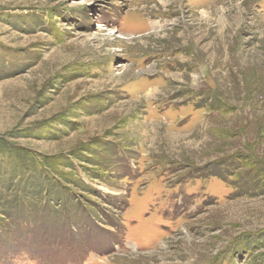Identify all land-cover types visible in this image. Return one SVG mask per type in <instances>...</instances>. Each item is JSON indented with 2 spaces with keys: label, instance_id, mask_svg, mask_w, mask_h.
Instances as JSON below:
<instances>
[{
  "label": "rangeland",
  "instance_id": "1",
  "mask_svg": "<svg viewBox=\"0 0 264 264\" xmlns=\"http://www.w3.org/2000/svg\"><path fill=\"white\" fill-rule=\"evenodd\" d=\"M72 2L0 0V264H264V0Z\"/></svg>",
  "mask_w": 264,
  "mask_h": 264
},
{
  "label": "bare ground",
  "instance_id": "2",
  "mask_svg": "<svg viewBox=\"0 0 264 264\" xmlns=\"http://www.w3.org/2000/svg\"><path fill=\"white\" fill-rule=\"evenodd\" d=\"M72 1H74V2H72L71 4H70V6L71 7H77V5H80V3L81 2H78V0H72ZM145 89V88H144ZM136 92V91H135ZM140 92V91H139Z\"/></svg>",
  "mask_w": 264,
  "mask_h": 264
}]
</instances>
